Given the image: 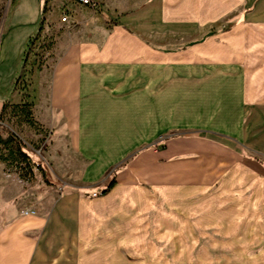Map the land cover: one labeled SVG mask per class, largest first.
Wrapping results in <instances>:
<instances>
[{"label":"crops","instance_id":"obj_1","mask_svg":"<svg viewBox=\"0 0 264 264\" xmlns=\"http://www.w3.org/2000/svg\"><path fill=\"white\" fill-rule=\"evenodd\" d=\"M99 1L94 11L47 0L40 26L57 29L52 61L32 74L28 95L50 133L51 184L42 174L25 185L0 172V264H107L115 246L144 243L141 232L160 238L163 196L176 216L177 198L207 197L212 186L234 192L248 181L251 194L257 176L238 171L264 169V66L246 60L251 46L238 39L254 17L227 31L209 27L240 0ZM162 37H183L184 46L163 49ZM6 75L0 70V115L6 101L23 98L15 99L17 70L9 84ZM192 121L228 141L187 134ZM109 176L110 191L89 196Z\"/></svg>","mask_w":264,"mask_h":264},{"label":"rangeland","instance_id":"obj_2","mask_svg":"<svg viewBox=\"0 0 264 264\" xmlns=\"http://www.w3.org/2000/svg\"><path fill=\"white\" fill-rule=\"evenodd\" d=\"M46 3L47 0H0V70L5 68L7 75L3 77V82L7 84L16 70L17 75H20L16 77L13 88L16 93L15 99H18L19 95L23 97L28 94L32 74L49 66L52 61L47 53L54 42L57 29H47L46 22L39 27L45 17ZM99 3L98 11L102 8L100 1ZM248 12L254 20L251 24L244 22L243 26H239L240 29L243 27L245 29L241 30L238 39L242 45L251 46L250 52L245 53L246 60L251 59L254 64L262 67L264 0H240L238 8L226 11L223 19L211 23L209 27H212L210 28L212 33L235 28L238 23H243L239 20ZM34 29L38 32L30 37L26 44V34ZM161 44L163 49L173 45L175 48H181L184 46V38L162 37ZM6 102L9 108L0 124L14 131L23 140L34 162L47 167L43 158L46 157L50 141L49 131L39 122L36 125L27 123L20 112L13 110L12 105L17 103ZM185 131L198 138L228 141V138L222 137L216 129H208L200 122L192 121ZM0 134L4 139L9 136L8 130L3 127H0ZM210 150H215V147ZM225 154L229 155L227 151ZM241 155L252 156L246 150L241 151ZM251 164L253 166L242 165V170L238 171H248L257 176V182H252L254 188L251 194L248 181L240 182V190L237 188L234 192L226 189L218 191V186H212L207 197L201 193H193L177 198L175 203L184 206H177L178 209L181 208V213L176 216L169 213L170 210H176L175 205L169 201L172 199L163 196L160 202L162 212V225L158 234L160 238L158 239L156 230L155 238L152 230L146 233L139 230L144 243L122 246V249L115 246L113 257L107 264H264V169L258 163ZM0 172L15 177L19 184L27 185L29 182L21 178L19 167L12 163L11 159L0 161ZM34 173L33 179L36 180V175H41L37 166L34 167ZM111 178L109 176V180ZM228 183L230 182H224L225 186ZM94 193L99 196L102 191L100 188L94 189L89 196L95 197ZM234 207L240 211L234 212ZM185 208L187 211H184ZM164 220L177 221L179 227L184 228H170ZM187 221L192 222L190 230L185 228ZM221 222H233L235 229L223 234L225 230L217 227Z\"/></svg>","mask_w":264,"mask_h":264},{"label":"trees","instance_id":"obj_3","mask_svg":"<svg viewBox=\"0 0 264 264\" xmlns=\"http://www.w3.org/2000/svg\"><path fill=\"white\" fill-rule=\"evenodd\" d=\"M42 26H40L41 28ZM48 47L50 45H47ZM9 108V104L6 102L3 105L2 113L0 115V120H2L6 110ZM13 110L20 112L27 123L30 125H36L38 122L34 118L33 114V103L29 100V95H23L22 101L20 103L12 105ZM0 127L6 128L9 132L8 138L4 139L0 134V161L12 160V163H16L19 167V172L21 178L30 181L35 177L34 167L37 166L40 173L43 175L47 183H51L48 178V169L42 164L34 162L25 148L23 140L12 130L8 129L6 126L0 124ZM115 184V178H111L108 185L103 188L102 194H106Z\"/></svg>","mask_w":264,"mask_h":264},{"label":"built area","instance_id":"obj_4","mask_svg":"<svg viewBox=\"0 0 264 264\" xmlns=\"http://www.w3.org/2000/svg\"><path fill=\"white\" fill-rule=\"evenodd\" d=\"M76 2L81 5V6H86L91 8L94 11H98L100 9V3L99 0H76ZM61 20L63 22H66L68 20V14L63 13ZM94 196H97V193H94ZM36 210L34 208H27L23 210V214L28 215V214H35Z\"/></svg>","mask_w":264,"mask_h":264}]
</instances>
